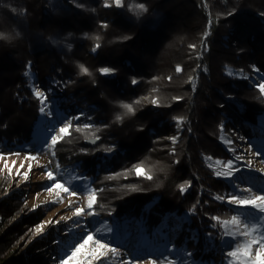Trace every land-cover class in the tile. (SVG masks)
Returning <instances> with one entry per match:
<instances>
[{
    "label": "trees",
    "instance_id": "16d2710c",
    "mask_svg": "<svg viewBox=\"0 0 264 264\" xmlns=\"http://www.w3.org/2000/svg\"><path fill=\"white\" fill-rule=\"evenodd\" d=\"M140 3L146 12L135 9ZM0 32L6 36L0 38V149L34 140L40 104L23 74L30 64L36 87L48 100L56 99L63 113L79 117L82 130L74 133L80 141L69 143L60 160L68 166L81 161L85 181L100 190L95 211L114 224L141 218L149 231L167 213L187 214L174 241L154 253H168L177 264H220L223 242L210 218L233 215L232 206L215 197L234 187L215 176L203 156L230 158L219 140L226 115L231 121L224 123L225 130L237 125L264 151V140L255 132L264 129V95L249 77L224 73L226 64L249 75L256 66L264 76V0H123L121 7H106L105 0H0ZM80 65L88 72L82 74ZM177 65L182 71L175 72ZM106 67L114 71L101 73ZM153 98L159 102L152 104ZM124 103L133 104V112L126 113ZM175 117L182 118L183 131L171 146ZM97 136L95 145L85 142ZM107 149L114 153L105 160ZM138 164L152 179L129 171ZM18 207L17 197L0 196V264H43L42 239L29 245L19 240L30 217ZM16 214L21 219H14ZM189 228L197 229V242H185ZM166 245L188 249L173 254Z\"/></svg>",
    "mask_w": 264,
    "mask_h": 264
},
{
    "label": "snow or ice",
    "instance_id": "6c2138e0",
    "mask_svg": "<svg viewBox=\"0 0 264 264\" xmlns=\"http://www.w3.org/2000/svg\"><path fill=\"white\" fill-rule=\"evenodd\" d=\"M115 5L116 7L123 6V0H105V6L110 7ZM135 9L146 12V5L143 3L135 5ZM13 11H16L13 9ZM232 13L229 12L228 15ZM211 24V20H209ZM207 32L204 34L207 36ZM0 38H6L5 34L0 32ZM98 39V38H97ZM55 42V41H54ZM100 45L97 43L93 48L96 50ZM203 46V42H202ZM190 48L195 49L196 45H189ZM30 69V64L28 65ZM82 74L87 73L88 69L83 65L79 66ZM101 73L109 74L113 72V69L102 68ZM176 71H182L181 67L177 65ZM259 72V69H255ZM30 71L25 72V76H30ZM154 79H158L155 78ZM170 80L171 77H168ZM133 84L138 83L137 80H132ZM256 89L264 95V76L255 84ZM155 91V90H154ZM33 95L37 98L40 107L39 111L43 116H53V111L48 107L49 101L45 91L40 89L33 90ZM141 99H148L143 97ZM179 99V98H175ZM152 104H157L159 101L153 98L150 101ZM134 103L139 104L140 100ZM126 110V113L133 112V104L124 103L121 105ZM59 115L58 113L56 114ZM79 117H73L71 119H60L58 124L48 128L47 138L41 141V148L35 154L29 152L25 159L28 161H38L40 151L50 154L53 158L56 156V146L59 142L63 141L66 137L71 135V129L74 127V121ZM117 120L120 116L116 117ZM177 120V127H180L182 118H174ZM83 128H90L92 125H84ZM81 126H75V131H81ZM99 139V137H95ZM175 139V138H173ZM231 143V141H229ZM111 151V149H107ZM85 151V150H82ZM235 151V149H232ZM247 151H253L251 145ZM5 155H13V153H2L0 152V159ZM19 156L20 153H14ZM253 155L257 157H264V153L260 150L253 151ZM210 159V158H209ZM243 159V153L234 156L229 159L226 164L223 165L227 171H215V175L225 180L234 181L238 179L234 174L239 173L242 168H248L250 171L259 172L261 176H264V168L255 169L252 167V161L248 160L243 165L238 162ZM264 163V159L261 160ZM15 163V162H13ZM220 161H215L214 164H220ZM53 161L49 160L47 165H39L43 170V174L47 181L43 191L48 193L55 192L56 199L46 201V204H55L63 202L64 195L70 197L68 200V206L72 209L70 216H61L59 220L42 222L41 225H37L35 228L36 234H43V226L47 224H60L65 225V235L61 240L54 241L58 245L63 246V250L57 259V264H137L136 258L125 257L122 247H117L114 241L113 232L114 228L108 221H97L95 219L89 221L87 218H95L99 214L95 211L98 204V193L99 189H95L89 186L80 174L76 173L75 168L71 170L63 169V166L59 161L55 162V166L52 167ZM214 164H210L213 167ZM5 166L7 164L5 163ZM23 167V165H21ZM31 171V164H29V172ZM129 171H134L137 175H143L148 179H152L142 164L134 165ZM9 175L11 170L9 169ZM17 175H21L20 171L17 170ZM23 179L27 181L29 179V173L24 172ZM235 191L226 195H217L215 198L222 203H226L232 206L236 214L232 215L229 219H222L218 216H213L210 219L213 221L211 227L217 229L219 226L220 238L226 249L223 251L224 264H264V188L254 190L253 187L248 186L241 188L233 184ZM180 191H185V185H180ZM64 194V195H62ZM81 194H83L84 203L81 204ZM39 196V193H37ZM72 197L76 199H71ZM42 205H34L32 210H35ZM195 210V206L191 211ZM99 226H95L96 224ZM31 231V230H30ZM209 239H212V234H209ZM167 252L173 254L176 253L174 245L167 246ZM191 256V253H186ZM151 264H177L173 259H169L167 256H161L159 259H154L149 256ZM181 264L183 262L181 261Z\"/></svg>",
    "mask_w": 264,
    "mask_h": 264
},
{
    "label": "rangeland",
    "instance_id": "374dc122",
    "mask_svg": "<svg viewBox=\"0 0 264 264\" xmlns=\"http://www.w3.org/2000/svg\"><path fill=\"white\" fill-rule=\"evenodd\" d=\"M94 48V47H93ZM93 48L90 50L92 54L97 53V48L95 51H93ZM204 50H207L205 48ZM170 56V55H169ZM180 66V65H179ZM177 67V66H176ZM224 73L228 76H236L240 79L242 78H248L251 80L252 84H256L260 78L262 77L260 72L255 71V69H258L256 66H253L254 72L252 74L245 73L242 69L235 68L231 65L226 64L224 66ZM29 67L27 66L26 70L23 72L25 75L26 71ZM202 70L207 71L206 66H202ZM175 72L176 68H175ZM30 76H26L28 79V83L31 86L32 91L35 89H38L36 87V83L33 78V73L30 72ZM197 85V78L194 77L192 79V89L196 88ZM49 101L48 107L53 111V116H43L40 111L38 118L34 124V131H33V137L34 140L32 142H29L25 144L22 147H18L16 149H10V150H1L2 153H13V155H5L2 159H0V181L2 182L0 186V196L8 198H15L19 200V210L21 211V214L25 217L29 216L26 221L22 223V231L19 236V240L21 243H24L26 245H29L31 243L36 244L35 242L42 239V244H45V253L42 254L46 256L45 263L43 264H57V259L59 258L63 246L58 245L57 243H54V241L61 240L65 235V225L64 223L60 224H47L45 223L43 226V234H36L33 235L35 232V228L37 225H41L42 222L47 221H55L59 220L61 216H70L72 209L68 206V200L70 197L67 195H64L63 202H58L55 204H46V201H51L56 199V193H48L47 191H43L45 184H47V181L45 179V176L43 174V170L38 167L39 165H47L49 160L53 161L52 167L55 166V162L59 161V163L63 166V169L71 170L75 168L76 173L80 174L82 177L85 175V171L80 170V160L76 161L73 165L68 166L64 165L61 160L60 156H64L65 152L69 148V143H73L75 140L77 142L80 141V137L77 136L74 132H81V131H75V126H79L77 121H74V127L71 129V139L65 138L63 141L59 142L56 146L55 152L56 156L53 158L50 154L40 151V155L38 157V161H28L25 159V156L32 152L35 154L38 150L41 148V141L45 140L47 138V130L50 128L53 123L59 122L60 119H71L73 117H78L77 115H69L63 113L58 108V101L55 99H52ZM56 112L59 114L56 115ZM175 118H181V117H175ZM78 120V119H77ZM231 119L226 115L225 121L220 126V134H219V140L228 147L227 152L230 158L224 159V158H215L210 155H204L203 160L206 163V165L213 171L215 175V171H227L226 168L223 167L224 164L227 163L229 159H232L236 155H240L243 153V159L240 160L238 163L240 165H243L246 161L251 160L252 161V167L255 169H262L264 168V163L261 162L264 157H257L253 155V151L259 150L256 142L249 141L245 134L242 133L237 125L232 128L230 132L224 129V123ZM261 123L264 125V115L260 116ZM171 124H173L172 131L169 133V140L171 141V146L175 145L178 139L181 136V132L183 131V120L180 125V127H177V120L173 119L170 121ZM250 125V124H249ZM256 134H258L263 140H264V129L258 128L255 130ZM69 137V136H68ZM91 138L88 137L87 140ZM95 138V137H92ZM175 138V139H173ZM100 138L98 139V141ZM75 141V142H76ZM231 141V143H229ZM89 145H95V144H89ZM249 145H251L253 151H247L249 148ZM232 149H235V151H232ZM264 149V146H263ZM19 152L20 155L16 156L14 153ZM170 153H173V149L169 151ZM264 153V151H261ZM114 151H110L107 153L106 157H110ZM104 156V155H103ZM210 158V159H209ZM215 161H220V164H214ZM15 162V163H13ZM64 162V161H63ZM5 163L7 166H5ZM29 164H31V171L29 172ZM210 164H214L213 167H210ZM23 165V167L21 166ZM9 169L11 170V175H9ZM17 170L20 171L21 175H17ZM28 172L29 173V179L25 181L23 179V173ZM136 174V173H135ZM137 175V174H136ZM238 179L231 181L233 184L244 188L251 186L254 188V190H258L260 188H264V176H261L259 172L250 171L248 168H242L239 173L234 174ZM141 176V175H137ZM143 176V175H142ZM216 176V175H215ZM84 178V177H83ZM235 191V188L232 192ZM37 193H39V196H37ZM159 196H156L153 198V200L149 201L147 203V208L151 207L153 203L158 199ZM71 199H76L72 197ZM79 203H84L83 194H81V200ZM34 205H42L41 207L33 209ZM236 214L235 211L233 212V215ZM169 217H172L171 224L167 221L169 220ZM14 219H21L20 214H16ZM89 221L95 219L97 221L103 222L108 221L109 224H111L114 228L113 237L114 241L117 247L123 248V253L125 257H134L136 258L137 264H151V260L149 259V256H151L154 259H159L161 257H157L153 250L159 249V245H163L166 241L172 242L173 239L179 235L181 232L182 223L187 221L189 219L187 214H175V213H167L161 222L156 225L155 227H152L149 230L146 229L145 223L141 218H133L131 221L127 220V218H123L122 221L119 224H114L110 221V218L108 216L102 217L98 215L95 218L88 217ZM13 220V219H11ZM95 226H99L97 223ZM31 230V231H30ZM190 235L186 238L185 242L188 239H193L194 242H197L198 240V232L196 228H189ZM150 240V241H149ZM36 246V245H35ZM36 248V247H35ZM176 253H179V255L185 254L188 247L187 245H183V247L176 246ZM223 251L226 249V245L222 244ZM38 250V249H37ZM168 255V253H167ZM165 255V256H167ZM220 264H224V258L223 260L219 261ZM193 264V263H192Z\"/></svg>",
    "mask_w": 264,
    "mask_h": 264
},
{
    "label": "water",
    "instance_id": "95a60500",
    "mask_svg": "<svg viewBox=\"0 0 264 264\" xmlns=\"http://www.w3.org/2000/svg\"><path fill=\"white\" fill-rule=\"evenodd\" d=\"M87 142L89 143V144H95L96 142H98V140L97 139H95V138H89L88 140H87Z\"/></svg>",
    "mask_w": 264,
    "mask_h": 264
}]
</instances>
